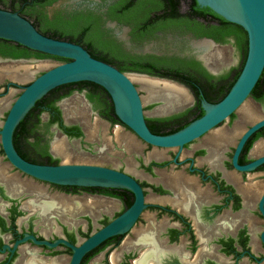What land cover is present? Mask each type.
Returning a JSON list of instances; mask_svg holds the SVG:
<instances>
[{"label": "flooded vegetation", "instance_id": "flooded-vegetation-1", "mask_svg": "<svg viewBox=\"0 0 264 264\" xmlns=\"http://www.w3.org/2000/svg\"><path fill=\"white\" fill-rule=\"evenodd\" d=\"M46 1L8 0L0 8L17 12L48 37L82 46L129 79L184 87L189 98L163 111L162 97L144 104L146 90L131 80L156 135L175 133L201 117L202 102L220 98L205 96L204 73L218 84L240 62L233 36L218 42L205 35L218 19L195 0ZM208 41L215 45L210 51ZM12 45L0 41V70L17 67L21 76L22 66L45 59L15 56ZM221 48L227 57L206 61ZM4 73L0 129L12 102L6 98L12 79ZM37 101L12 134L20 158L39 165L104 166L128 175L140 191L39 180L15 167L0 139V264H71L74 248L125 213L137 196L140 207L126 230L87 251L79 264H264V161L255 164L264 157V126L234 160L243 133L264 118V110L253 121L233 112L182 147H160L124 124L110 94L94 82L66 83ZM60 140L66 148L58 151ZM64 154L87 162L63 163Z\"/></svg>", "mask_w": 264, "mask_h": 264}, {"label": "water", "instance_id": "water-1", "mask_svg": "<svg viewBox=\"0 0 264 264\" xmlns=\"http://www.w3.org/2000/svg\"><path fill=\"white\" fill-rule=\"evenodd\" d=\"M201 7L209 8L224 20L241 26L247 35V53L243 67L228 93L217 103L202 102L203 115L169 135L153 134L147 127L141 97L132 81L108 63L92 57L82 46L70 41L48 37L18 14L0 8V39L11 41L46 55L69 59L57 62L39 74L31 73L29 83L22 86L10 103L7 116L0 129V139L8 159L17 169L42 181L58 185L119 186L138 195L139 187L128 175L117 170L92 164L39 165L20 158L13 148L12 134L25 114L53 88L78 81H90L102 86L111 96L116 115L145 142L160 146L182 147L198 138L233 112H239L251 99V91L264 69V0H195ZM209 51L215 45L208 41ZM48 59V58H46ZM46 59L35 60L40 63ZM53 60V59H52ZM34 61V60H33ZM55 61V60H54ZM2 80V78H0ZM19 83L10 80L7 88L11 94ZM264 126V118L255 122L242 135L234 154L236 160L245 140ZM264 161L258 159L255 164ZM140 198L122 215L102 227L74 248L71 264H79L81 257L108 237L126 230L134 220Z\"/></svg>", "mask_w": 264, "mask_h": 264}, {"label": "trees", "instance_id": "trees-1", "mask_svg": "<svg viewBox=\"0 0 264 264\" xmlns=\"http://www.w3.org/2000/svg\"><path fill=\"white\" fill-rule=\"evenodd\" d=\"M22 1H25V0H22ZM50 1H52V0H47L46 2L49 3ZM7 2H8V0H0V5L6 4ZM205 9L209 13H211L215 18H217L218 23H219L218 25L213 24L209 28H207L204 32L205 35L208 37H211L212 39H214L215 41H218V42H225L227 37L233 36L235 43H236V45L239 49V52H240V62H239L238 67L231 70L227 75L220 77L218 80L220 83H218V84L217 83H211L210 80L213 79L214 77L208 75L207 73H204V75H203L205 80L207 81V83L205 85V87L207 88V93L205 96L207 97L208 100L210 98H213V97L214 98L220 97L218 99V101H220L228 93V91L230 90L231 86L233 85V83L237 79V77L240 74V71L243 67V64H244V61L246 58V53H247V35L241 26L224 20L222 17L213 13L209 8L205 7ZM0 41L11 42V41H7L4 39H0ZM11 43L15 44V45L11 46V48H13L12 53L15 56H28V55L34 54V55L38 56L39 58L53 59V60L60 62V63L69 61V59H66V58L46 55L44 53L32 51V50H30L24 46H21L17 43H14V42H11ZM18 48H22V49H18ZM185 79L186 78H183V80H185ZM194 90L196 91V88H194ZM251 96L254 97L255 99L259 100V101L264 102V69L261 73V76H260L258 82L256 83V85L254 86V88L251 91ZM200 111L202 114L203 110H200Z\"/></svg>", "mask_w": 264, "mask_h": 264}, {"label": "rangeland", "instance_id": "rangeland-1", "mask_svg": "<svg viewBox=\"0 0 264 264\" xmlns=\"http://www.w3.org/2000/svg\"><path fill=\"white\" fill-rule=\"evenodd\" d=\"M221 50H222V52L218 50L216 52H213L211 55H209V62L215 64V60L221 59V57H223V55H224V58L227 57L226 54H225L224 48H221ZM230 62H232V60ZM236 62H237V58L234 57V63H236ZM55 64H57V62L54 61V60H52V59H46V60H44V61H42L40 63L30 64L29 65V67H30L29 69L30 70L24 72L21 76L17 75L18 72H16V75L19 76V77H22V79L21 80H15V81H18L19 83L28 82V81H30V79H28V78L31 76V73L32 72H34V74L37 75L40 72H42V70L47 69V68H50L51 66H53ZM7 68H13V67L12 66H9ZM3 70H0V73H2L1 71H3ZM142 88L145 89L146 92H148L146 88H144V87H142ZM19 91H20V88L14 89V91L11 94H8L6 96V98L8 99V102L9 103L15 98V96L18 94ZM153 91L152 92H153V94H155V97H162L161 99L166 103L165 106L162 109L163 111H168V110L172 109L174 105L181 104L183 101H186L189 98V96H188V98H186V97L181 96V95H178L177 96V95L172 94V93H166V92L161 91L160 89H158V90L157 89H153ZM147 95L143 99L144 100L143 101L144 104L146 103V101L148 99L152 98L151 96H149L148 93H147ZM246 108H248L249 111H247V114H244V110ZM263 110H264V106H261L260 104L255 103V101H253V99L251 98L248 101V103L244 106V108L240 111V113L242 114V117L244 119H249L250 118V121H253L254 120V117L255 118L258 117L261 114L260 112H262ZM69 111H70V114H72V115L76 113L75 110L72 109V108ZM253 113H255L256 116H253ZM237 131H238V129L235 128L234 129V133H237ZM90 137H92V132L90 133ZM125 138H127V137H125ZM128 141H129V139H128ZM60 143L62 144V146L56 148V150H58V151L63 150V149L66 148L64 141L60 140L59 141V144ZM129 143H130V141H129ZM55 144H57V143H55ZM62 162L63 163H69V162H87V160H72L69 157V155L64 154V157L62 159Z\"/></svg>", "mask_w": 264, "mask_h": 264}, {"label": "bare ground", "instance_id": "bare-ground-1", "mask_svg": "<svg viewBox=\"0 0 264 264\" xmlns=\"http://www.w3.org/2000/svg\"><path fill=\"white\" fill-rule=\"evenodd\" d=\"M206 61L207 62H209V56H207L206 57ZM23 67V69H24V72H26V71H28L29 70V66H22ZM17 67H13V68H6L5 70H3L2 71V73L3 72H5L4 73V75H6L7 77H9L10 79H12V80H21L22 79V77H19V76H17L16 75V72H17ZM2 73H0V77L2 76L3 77V75H2ZM131 76V75H130ZM136 77V76H135ZM140 77V76H139ZM143 77V76H142ZM130 78V77H129ZM136 80V81H138V82H141L142 83V86L141 87H144V88H146L147 89V93L149 94V96H151V97H155V94H153V92L155 91H153V89H160L161 91H163V92H166V93H172V94H175V95H181V96H184V97H186V98H188V94H187V92L183 89L184 87H179V86H177V85H174V84H171V83H169L168 81L167 82H163V83H159L158 81H152V80H147V79H143V78H131L130 80ZM151 79V78H150ZM132 80V81H133ZM159 81H161V80H159ZM134 82V81H133ZM173 83V82H172ZM139 84V83H138ZM153 91V92H152ZM148 96V95H147ZM176 96V97H177ZM180 97V96H179ZM182 98V97H181ZM185 100V99H184ZM184 102V101H183ZM247 111H249V109L248 108H246L245 110H244V114H247ZM223 134V133H222ZM217 136V135H216ZM219 136V135H218ZM219 138V137H218ZM220 139V138H219ZM219 142V141H218ZM122 143L123 144H126V145H128L129 144V141H128V139L127 138H123L122 139ZM59 142H57V144H55V148L54 149H56V148H58V147H61L62 146V144L60 143L59 145ZM47 204V203H46ZM141 235V234H140ZM140 237V236H139ZM138 239V238H137ZM114 255V254H113ZM36 258V257H35ZM112 258V257H111ZM112 261V260H111ZM113 262V261H112ZM141 263H142V261H141ZM148 264H149V262H148Z\"/></svg>", "mask_w": 264, "mask_h": 264}]
</instances>
